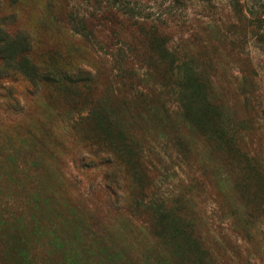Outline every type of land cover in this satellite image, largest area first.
Returning a JSON list of instances; mask_svg holds the SVG:
<instances>
[{"label":"rangeland","instance_id":"rangeland-1","mask_svg":"<svg viewBox=\"0 0 264 264\" xmlns=\"http://www.w3.org/2000/svg\"><path fill=\"white\" fill-rule=\"evenodd\" d=\"M0 264H264V0H0Z\"/></svg>","mask_w":264,"mask_h":264},{"label":"trees","instance_id":"trees-1","mask_svg":"<svg viewBox=\"0 0 264 264\" xmlns=\"http://www.w3.org/2000/svg\"><path fill=\"white\" fill-rule=\"evenodd\" d=\"M249 13L253 19V22H257V20L259 19V16H257V11L254 7L249 9Z\"/></svg>","mask_w":264,"mask_h":264}]
</instances>
